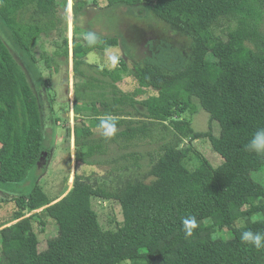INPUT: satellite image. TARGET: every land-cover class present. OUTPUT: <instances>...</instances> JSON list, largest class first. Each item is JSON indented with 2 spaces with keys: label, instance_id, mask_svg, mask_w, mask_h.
<instances>
[{
  "label": "trees",
  "instance_id": "trees-1",
  "mask_svg": "<svg viewBox=\"0 0 264 264\" xmlns=\"http://www.w3.org/2000/svg\"><path fill=\"white\" fill-rule=\"evenodd\" d=\"M74 8L76 15L89 0ZM108 7H142V0H107ZM57 0H0V188L23 184L46 161L41 119V95L36 93L21 63H35L30 48L43 28L18 21L27 7L49 16ZM153 15L190 42L189 52L166 41L148 44L149 52L133 61L137 87L128 96L116 97L110 112L91 119L100 128L101 119L112 116L123 130L117 139L126 142L147 138L158 124H167L175 141L163 145V155L153 166L151 185H128L118 199L123 215L115 231L104 230L93 209V197L108 199L103 190L75 181L65 197L51 201L35 183L28 193L15 198L18 222L0 230V264H264V250L240 240L241 232H264V185L251 174L264 167V156L246 149L252 135L264 128V39L260 34L264 0H156ZM221 17L237 27L227 39L215 38L210 27ZM46 29V28H45ZM94 34V33H93ZM97 37L94 45L84 40L82 57L93 50L118 45V37ZM7 42V43H6ZM253 44L258 52L247 46ZM77 57V56H76ZM119 81L118 74L104 72ZM38 89L50 85L41 78ZM115 90V85L110 86ZM112 90V91H113ZM152 91L144 98L145 93ZM47 97V95H46ZM196 97L219 127L218 135L195 133L182 115L195 114ZM49 98V96H48ZM47 98V99H48ZM51 98V97H50ZM53 101L50 100L51 107ZM118 104L134 105L137 122L116 113ZM85 139L79 142V137ZM90 128L75 129L77 145L87 146L91 159L100 145L93 144ZM206 139L221 161L213 165L182 140ZM99 146V147H98ZM78 154L76 162L81 161ZM28 197V199H27ZM117 197V198H116ZM44 208L58 227L47 249L38 251L33 218L25 212ZM185 217H195L197 227L186 237ZM23 218V219H22ZM13 219V220H14ZM244 219L241 227L235 223ZM228 230L230 237L215 238Z\"/></svg>",
  "mask_w": 264,
  "mask_h": 264
},
{
  "label": "rangeland",
  "instance_id": "rangeland-1",
  "mask_svg": "<svg viewBox=\"0 0 264 264\" xmlns=\"http://www.w3.org/2000/svg\"><path fill=\"white\" fill-rule=\"evenodd\" d=\"M155 1L142 0L143 6L136 8L125 6L112 8L108 7L107 0H89L75 15L74 8L79 9L81 6L79 2L57 0L53 13L49 16L37 13L35 4L19 14L18 21L39 25L44 31L30 48L34 64L27 60L25 66L17 52L6 43L25 69L36 93L41 92L44 148L48 154L45 163L43 162L39 169L31 174L28 181L3 186L4 190L0 188V229L16 223L13 219L18 212L15 201L18 193H28L36 183L52 199L58 195L57 192L68 194L74 182L78 181L95 190H103L109 196L108 199L93 197L91 202L102 228L115 231L122 224L123 215L121 205L114 196H120L130 184L151 185L156 181L152 173L153 166L164 154L163 145L175 141L167 124H158L147 138L131 142L116 138L123 130L122 126H117V132L111 138L102 135V128L91 126L92 118L97 115L102 117L112 110L115 92L116 97L130 96L134 92L137 82L133 61L141 60L148 54V44L155 45L160 41H166L180 50L189 52V40L153 15L150 8ZM236 27L233 19L221 17L210 27V31L215 38L226 40L227 34ZM259 31L264 39V16ZM89 32L101 36L100 44L104 37L117 36L118 45L115 47L117 49L112 50L111 47L93 50L82 57L84 37ZM246 45L258 52L253 44L248 42ZM104 72L118 74L120 80L111 79ZM32 76L38 80L40 76L50 82L52 98L47 99V94L41 91V87L37 92L39 86ZM112 85H115V90L110 87ZM149 94L153 92L149 91L136 99ZM50 100H54L53 122L48 118L49 113L46 111V102ZM191 102L196 106L197 112L195 114L188 112L182 115V118L191 123L195 133L218 135V125L210 122V115L201 106L200 101L192 97ZM70 107L73 111L69 117ZM114 107L117 108L116 113L119 115H129L120 118H131L133 122H137L138 113L134 105L118 104ZM85 127L90 128L93 133L92 143L102 147L91 159L84 156L89 144L78 146L75 138V129ZM84 141L85 139L80 136L79 142ZM188 145L204 155L213 165L221 161L204 138L194 139L190 136L182 140L179 149ZM77 154L82 157L79 162L75 160ZM251 177L264 185V167L252 173ZM40 210L25 212L23 217L38 214ZM244 223V219H240L235 226L241 227ZM33 227L39 239L38 251L44 252L47 249V241L57 235L58 227L45 213H39L33 218ZM214 237L227 239L230 234L225 229L221 233H216Z\"/></svg>",
  "mask_w": 264,
  "mask_h": 264
},
{
  "label": "clouds",
  "instance_id": "clouds-1",
  "mask_svg": "<svg viewBox=\"0 0 264 264\" xmlns=\"http://www.w3.org/2000/svg\"><path fill=\"white\" fill-rule=\"evenodd\" d=\"M84 39L87 41L88 45L91 46L96 43L97 37L95 34L89 32L85 35ZM99 126L103 129L102 135L106 138L114 137L117 132V122L115 117L107 116L101 119ZM246 149L259 156H264V128H259L255 131L246 145ZM182 225L185 231V236H191L193 234V229L197 227L195 217L183 218ZM240 240L245 244L252 245L257 250H264V232L245 230L241 232Z\"/></svg>",
  "mask_w": 264,
  "mask_h": 264
},
{
  "label": "crops",
  "instance_id": "crops-1",
  "mask_svg": "<svg viewBox=\"0 0 264 264\" xmlns=\"http://www.w3.org/2000/svg\"><path fill=\"white\" fill-rule=\"evenodd\" d=\"M115 47H117V46H114V47H107V48H111L112 50L113 49H117V48H115ZM106 48V49H107ZM32 55V54H31ZM33 57V56H32ZM39 79H40V76H39ZM42 79V78H41ZM43 80V79H42ZM43 81H47L48 83H49V85H50V82L48 81V80H43ZM69 85H70V80H69ZM51 86V85H50ZM50 89V88H49ZM45 92V91H44ZM46 94H47V98H48V96H49V98L51 97V93H50V90H48V91H46L45 92ZM52 98V97H51ZM51 104L50 103H47V108H46V111L49 113V115H48V118H50V120L53 122V114H54V108L53 107H51L50 106ZM72 107H70V111H69V113H68V116L70 117V115H71V113H72ZM41 118L44 120V117H43V114H42V110H41ZM58 125L60 124L58 121H55ZM69 184V183H68ZM40 188H41V190L43 191V193L48 197V195L45 193V191H44V189L39 185V184H37ZM68 192V191H67ZM57 196H54L52 199L51 198H49L48 197V199L51 201V204H54V203H56V202H58L59 200H61L64 196H66V194L67 193H64V192H60V193H58L57 192ZM42 210L44 209V208H41ZM40 210V209H39ZM42 210H40V212L42 211ZM33 212V211H32ZM23 218H25V217H23ZM22 218V219H23ZM20 219H14L13 221H16V222H18ZM1 230V229H0ZM39 240V239H38Z\"/></svg>",
  "mask_w": 264,
  "mask_h": 264
}]
</instances>
